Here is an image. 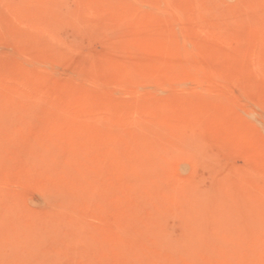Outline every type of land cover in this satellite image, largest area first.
Here are the masks:
<instances>
[{
	"label": "rangeland",
	"instance_id": "obj_1",
	"mask_svg": "<svg viewBox=\"0 0 264 264\" xmlns=\"http://www.w3.org/2000/svg\"><path fill=\"white\" fill-rule=\"evenodd\" d=\"M0 264H264V0H0Z\"/></svg>",
	"mask_w": 264,
	"mask_h": 264
}]
</instances>
